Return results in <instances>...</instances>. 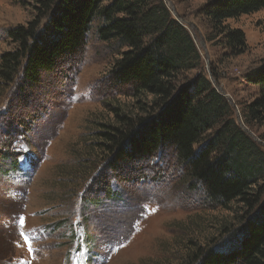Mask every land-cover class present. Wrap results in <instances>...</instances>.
<instances>
[{
  "label": "rangeland",
  "instance_id": "374dc122",
  "mask_svg": "<svg viewBox=\"0 0 264 264\" xmlns=\"http://www.w3.org/2000/svg\"><path fill=\"white\" fill-rule=\"evenodd\" d=\"M163 1L202 56L183 81L208 77L246 129L243 110L259 88L245 75L264 64V10L225 22L246 37V51L232 55L200 12L209 0ZM35 3L0 0V61L15 48L9 30L32 19ZM102 23L98 17L82 49L39 85L22 92L17 83L0 84V264H186L189 249L219 239L243 212L241 205L208 202L171 149L109 166L111 157L97 147L99 132L116 123V108L133 116L138 101L147 105L153 97L113 84L112 69L128 47L102 40ZM249 133L261 142L264 124ZM4 151L17 155L22 171ZM107 184L117 191L112 198Z\"/></svg>",
  "mask_w": 264,
  "mask_h": 264
},
{
  "label": "trees",
  "instance_id": "16d2710c",
  "mask_svg": "<svg viewBox=\"0 0 264 264\" xmlns=\"http://www.w3.org/2000/svg\"><path fill=\"white\" fill-rule=\"evenodd\" d=\"M106 1L36 0L32 19L8 32L15 48L1 55L0 84L17 83L22 92L39 85L44 73L82 49L100 17V38L128 47L112 69L113 84L130 86L136 97H153L147 105L138 101L139 113L133 116L116 108V123L99 132L97 147L111 157L109 166L116 169L119 160H148L171 149L192 188L199 187L208 202L243 209L237 225L225 227L219 239L189 249L186 264H264V135L259 142L249 133L264 124V64L245 75L259 88L243 110L245 129L208 77L200 73L183 81L202 56L163 0ZM260 10L264 0H209L200 12L231 54L240 55L247 48L245 34L225 22ZM1 154L22 170L17 155ZM105 190L111 198L117 192L108 184Z\"/></svg>",
  "mask_w": 264,
  "mask_h": 264
},
{
  "label": "snow or ice",
  "instance_id": "6c2138e0",
  "mask_svg": "<svg viewBox=\"0 0 264 264\" xmlns=\"http://www.w3.org/2000/svg\"><path fill=\"white\" fill-rule=\"evenodd\" d=\"M23 222V218H21V223Z\"/></svg>",
  "mask_w": 264,
  "mask_h": 264
}]
</instances>
